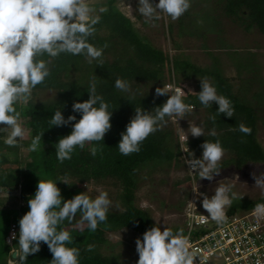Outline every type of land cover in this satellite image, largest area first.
<instances>
[{
  "label": "trees",
  "instance_id": "16d2710c",
  "mask_svg": "<svg viewBox=\"0 0 264 264\" xmlns=\"http://www.w3.org/2000/svg\"><path fill=\"white\" fill-rule=\"evenodd\" d=\"M102 4L107 11L103 13L98 11L96 14L100 16V22L95 25V35L88 41L98 48L107 43L108 47L104 49L101 61L89 64L83 55L64 53L56 58H50L45 54L40 59L49 61L50 76L33 89L27 103L15 105L24 118L25 125L30 129V143L35 135L43 132L42 150L36 152L28 150L21 156L17 145L15 147L5 145L4 125H0V192L17 193L21 201L18 206L20 218L29 210L28 199L34 196L39 179L56 181L64 200L86 192L83 185L87 183H100L108 179L115 181L121 209H109L106 222L100 223L95 232L88 229L86 222L83 226L79 225L81 216L79 212L74 221L71 223L65 221L59 226L68 230L73 237V243L67 246L80 249L79 264H125L119 254H105L102 251V247L109 242L107 234L128 230L142 237L147 229L154 225L159 226L153 221L147 209L136 205L135 197L142 178L149 176L157 168L171 165L178 167L184 163L177 132L174 133L173 128L168 125L171 122L170 118L166 117L168 123L162 130L143 141L138 153L124 156L120 154L117 145L121 133L135 115L136 107L151 111L166 102L168 96H155V89L163 87L166 81L174 79L175 85L187 93L184 102L194 105L195 110L203 109L205 112L202 122L205 136L191 137L187 142L188 150L194 153L195 158H201L203 149L200 145L205 140L215 142L218 139L225 152L231 156L229 162L235 166L240 168L247 163H264V148L256 136L257 125L261 120L260 111L264 104V87L253 92L251 89V80L256 79L259 84H264V79L257 75L259 65L255 52L249 50L240 52L237 49L227 52L241 81L235 90L232 80L225 75L218 56L210 54L211 63L201 66L187 55L181 53L171 55L138 32L130 17L118 6L117 0H105ZM190 8L192 10L189 9L178 19V26L179 30L191 36L203 37L205 33H219L221 22L218 16L227 17L245 32L255 29L264 34V0H191ZM198 10L212 12L213 25L210 28L197 27L198 23L195 22L196 18L192 13ZM172 31L173 25L170 22L167 25V32L170 34ZM218 42V46L222 48L231 46L220 38ZM173 44L176 48L179 47L178 42L173 41ZM202 47L207 48V45L204 43ZM243 73L250 76L243 77ZM94 75L97 94L110 105V110L115 108L110 121L112 127L103 141L86 144L83 150L77 147L70 160L60 163L56 158L55 145L61 137L70 134L72 125L49 128V121L57 109L65 118L75 115L77 120L80 119V114L72 111V104L89 98L87 91ZM204 77L209 78L219 95L231 100L235 109L233 117L218 115L216 104L204 108L197 95L188 93L189 90L182 83L183 80ZM117 78L130 82L131 93L121 92L115 88ZM46 89L55 90L56 97L48 101L35 100L37 91ZM200 90L201 86L195 92L198 93ZM172 94L169 92V95ZM212 115L216 116L215 124L209 120V116ZM241 123L252 129L250 135L239 131ZM213 127L216 136L208 135ZM93 147L97 148L95 157L90 152ZM9 152L16 155L11 158ZM226 163L225 160L222 162ZM196 177L199 178L198 174ZM186 180L190 181V178L187 176ZM86 194L90 198H95L91 194ZM183 203L184 201H179L178 208L181 209ZM257 203H264V195L251 200L234 201L227 210V215L237 213L239 210L252 209ZM11 224L17 226V238L10 246L19 250V223L10 222L9 229ZM169 228L175 233L183 230V224L176 223ZM8 233L9 230L7 235ZM89 244L95 245L91 252L85 250ZM51 259V252L42 242L41 250L29 255L26 264H50Z\"/></svg>",
  "mask_w": 264,
  "mask_h": 264
},
{
  "label": "clouds",
  "instance_id": "9594fccd",
  "mask_svg": "<svg viewBox=\"0 0 264 264\" xmlns=\"http://www.w3.org/2000/svg\"><path fill=\"white\" fill-rule=\"evenodd\" d=\"M190 7L191 0H158V3L138 0L136 10L145 23L155 27L156 21L162 18L161 14L176 21ZM127 8L130 13L133 11L130 4ZM106 11L103 7L99 9L101 13ZM93 12L87 0H0V125L10 129L4 140L5 145L15 147L18 140L25 138V130L20 122L21 113L15 105L27 103L33 89L50 76L49 61L40 57L46 54L56 58L66 53L83 55L89 64L101 61L107 43L98 48L88 42L96 33L95 25L100 22V16L93 15ZM95 76L87 91L89 98L72 104V111L80 114L79 120L75 115L65 118L57 109L49 121V128L72 125L70 134L61 137L55 145L56 158L60 163L70 160L77 147L83 150L86 144L103 141L112 127L110 121L115 108L110 110V105L97 94ZM199 80L201 90L196 93L189 89L188 93L196 94L204 108L216 104L218 115L233 117L235 109L231 100L219 95L209 78ZM114 86L121 92L131 93L128 80L117 78ZM169 90L170 86L155 89L156 97L168 96L161 106L151 111L135 108V115L121 133L117 145L120 154L128 156L138 153L145 139L167 125L166 117H175L178 126V120L185 119L195 111L194 105L184 102L187 93L181 87L172 95H169ZM209 120L215 124L216 116H209ZM239 131L250 135L252 129L241 123ZM189 133L193 138L205 136L204 127L196 124L190 126ZM188 134L181 136V141L186 144ZM42 135L43 132L32 138L29 151L42 150ZM208 135H217L215 127L209 130ZM200 147L203 149L201 158H195L188 148L184 150L188 154L187 158H183L184 164L188 165V172L198 173L200 179L211 182L221 173L220 163L225 149L218 139L215 142L205 140ZM90 152L95 157L97 148L93 147ZM252 178L254 187L264 195V172H254ZM234 187L232 183H220L211 197L197 187L192 191L191 203L195 207L194 202L202 197L201 203L207 217L217 225H223L228 221L227 210L234 201L243 197L233 190ZM111 203L105 191L94 199L81 192L64 200L56 181L39 179L34 196L28 199L29 210L18 222L19 251L13 252L15 258L9 259L8 264H26L29 255L41 250L42 242L52 254L50 264H79L80 249L67 246L73 243V237L68 230L59 226L65 221H74L79 212V225L83 226L86 222L88 229L95 232L100 223L106 222ZM253 214L258 220L264 219V203L255 204ZM16 238L17 233L13 232L10 241ZM94 248V244H89L85 250L91 252ZM135 250L138 253L136 264H194L197 258L190 251L189 238L182 230L174 233L164 227L162 231L156 225L147 229L142 239L136 238Z\"/></svg>",
  "mask_w": 264,
  "mask_h": 264
},
{
  "label": "rangeland",
  "instance_id": "374dc122",
  "mask_svg": "<svg viewBox=\"0 0 264 264\" xmlns=\"http://www.w3.org/2000/svg\"><path fill=\"white\" fill-rule=\"evenodd\" d=\"M87 2L89 6L94 9L93 15H96L100 8H104L102 3L105 2V0H87ZM152 2L158 3V0H152ZM117 4L122 11L130 17L134 27L140 34L148 38L155 46L168 51L171 55L175 53L187 55L193 62L201 66L211 63V55L218 56L222 63L224 73L232 80L235 90L241 81L237 77L234 66L227 54V52L233 49H237L240 52L246 50L255 52L256 62L259 65L257 75L264 79V34L259 33L257 30L252 29L250 32H245L227 17L218 16L221 22V31L219 33H205L203 37L196 35L191 36L186 34L185 31L179 30L178 20L171 21L169 17L163 14H161L162 18L156 21L155 27L145 23L144 19L136 10L138 0H117ZM129 4L133 10L131 13L127 8ZM190 10H192V8H190ZM192 16L196 18L195 22L198 23L197 27L200 26L202 28L207 26L210 28L213 25L211 20L212 12L210 10L193 11ZM170 22L173 25V31L169 34L167 32V25ZM189 30L190 28L188 31ZM218 38L224 40L225 43L231 46L229 48L218 46ZM173 41L178 42L179 47L176 48ZM204 43L207 45V48L202 47ZM242 76L249 77L250 74L243 73ZM182 83L188 90L191 89L193 92L200 87L199 78L183 80ZM260 87H264V84H259L256 79L251 80L252 92ZM55 97L56 91L49 89L37 91L35 94V100L37 101H48ZM195 111L196 112L187 115L185 119L177 121L178 126L183 129L182 132L185 134H188L192 124L203 126L202 122L205 116L204 110L197 109ZM260 116L261 120L257 125L256 136L257 140L264 148V104L262 105ZM170 120L171 122H169L168 125L171 126L174 133H176L180 130L175 122L176 119L174 120L171 117ZM20 122L25 130V138L23 140H18L17 146L21 156H23L29 150L30 129L25 125L23 117H20ZM9 132L10 129L4 127V138L7 137ZM188 137H192L190 133ZM15 155L14 152H9V157L13 158ZM230 157V154L225 152L220 163L222 168L221 173L219 176H216L213 181L210 182L195 176L194 183L196 184V188L198 187L199 191L211 197L218 184L232 183L235 185L233 190L243 196L241 199L251 200L262 196L260 189L254 187L255 181L252 178V173L255 172L259 174V172H264V163H247L239 168L229 162ZM224 160L227 161L226 164H222ZM187 176L189 177L190 175L185 164L178 167L171 165L155 169L149 176L142 178L139 182L135 203L137 206L147 209L153 221L158 224L161 229H164V227L169 228L176 223H181L184 219L183 209L191 187V180L187 181ZM83 188L86 193L95 197L101 191L107 192L108 198L112 202L110 209H121V205L117 199L118 187L114 180L108 179L100 183H87L83 185ZM179 201H184L181 209L177 206ZM20 203L21 201L16 192L10 194L0 192V264L6 263L7 255H9L11 246L6 243L5 237L9 230L10 222H19L21 212L18 206ZM107 237L109 242L102 247V251L105 254L116 253L120 255L121 260L125 264H136L138 253L135 250V240L139 237L138 235L128 230H120L108 233ZM139 238L142 239V237Z\"/></svg>",
  "mask_w": 264,
  "mask_h": 264
},
{
  "label": "built area",
  "instance_id": "2783aa9c",
  "mask_svg": "<svg viewBox=\"0 0 264 264\" xmlns=\"http://www.w3.org/2000/svg\"><path fill=\"white\" fill-rule=\"evenodd\" d=\"M164 86H170L169 92L173 94L178 88L174 79L166 81ZM182 135L186 134L181 130L177 131L181 157L187 158L184 150L189 147L181 141ZM185 165L188 170V165ZM196 174L198 173L189 172L191 187L183 209L184 219L181 222L183 234L189 238L190 251L197 255L194 264H264V219L258 220L252 208L227 215V223L217 225L202 209V197L194 202L196 208L191 203L192 191L196 189L194 183ZM13 232L17 233L15 224L10 226L5 239L7 244L11 245L15 240L10 241Z\"/></svg>",
  "mask_w": 264,
  "mask_h": 264
},
{
  "label": "crops",
  "instance_id": "0c3cea01",
  "mask_svg": "<svg viewBox=\"0 0 264 264\" xmlns=\"http://www.w3.org/2000/svg\"><path fill=\"white\" fill-rule=\"evenodd\" d=\"M16 251H19V250L15 249L14 247L10 248L9 255H7L6 263H4V264H8L9 259L15 258V256L13 257V252H16Z\"/></svg>",
  "mask_w": 264,
  "mask_h": 264
},
{
  "label": "water",
  "instance_id": "95a60500",
  "mask_svg": "<svg viewBox=\"0 0 264 264\" xmlns=\"http://www.w3.org/2000/svg\"><path fill=\"white\" fill-rule=\"evenodd\" d=\"M15 256V254L13 253V257Z\"/></svg>",
  "mask_w": 264,
  "mask_h": 264
}]
</instances>
